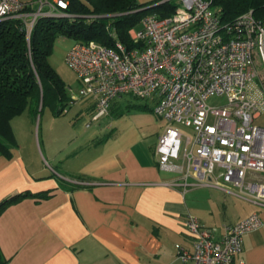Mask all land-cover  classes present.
Returning a JSON list of instances; mask_svg holds the SVG:
<instances>
[{"label": "built area", "instance_id": "obj_1", "mask_svg": "<svg viewBox=\"0 0 264 264\" xmlns=\"http://www.w3.org/2000/svg\"><path fill=\"white\" fill-rule=\"evenodd\" d=\"M70 1L0 0V22L20 21L30 41L42 18L72 17ZM176 2L171 16L147 15L130 31L132 48L117 32L112 47L76 42L66 57L79 82L71 103L93 99V122L125 96L150 104L168 124L156 148L162 170L183 174L184 190L217 189L264 208V17L250 11L225 25L213 0ZM213 98L226 102L212 107ZM179 126L193 136L184 140ZM185 226L194 249L177 245L184 263L236 264L245 237L264 219L256 212L228 225L219 240L194 216Z\"/></svg>", "mask_w": 264, "mask_h": 264}, {"label": "crops", "instance_id": "obj_2", "mask_svg": "<svg viewBox=\"0 0 264 264\" xmlns=\"http://www.w3.org/2000/svg\"><path fill=\"white\" fill-rule=\"evenodd\" d=\"M81 101L92 116L95 101ZM129 104L115 103L95 136L59 151L47 139L35 140L29 113L13 119L19 146L11 158L0 153V203L21 193L48 197H28L1 213L7 264H186L177 249H194L186 216L198 218L217 240L226 226L256 212L264 219V208L250 200L222 191L220 197L207 187L184 190L183 174L162 170L156 155L168 124L150 104L149 111H126ZM20 117L27 118L19 136L14 121ZM41 156L61 169L57 177ZM236 264H264V226L245 237Z\"/></svg>", "mask_w": 264, "mask_h": 264}, {"label": "trees", "instance_id": "obj_3", "mask_svg": "<svg viewBox=\"0 0 264 264\" xmlns=\"http://www.w3.org/2000/svg\"><path fill=\"white\" fill-rule=\"evenodd\" d=\"M212 6L225 25L253 11L264 17V0H213ZM177 8L176 0H71L67 11L72 17L42 18L31 40L21 30V22H0V153L8 158L19 146L12 121L24 113L33 118L49 108L56 116L64 114L71 104L68 87L50 63L55 43L61 37L75 42H98L114 45L112 32L121 42L134 47L130 31L139 26L152 9L161 18L171 16ZM152 110L149 104L131 103L126 111ZM47 198L48 193H21L0 203V215L9 206L28 197ZM0 264H7L0 248Z\"/></svg>", "mask_w": 264, "mask_h": 264}, {"label": "rangeland", "instance_id": "obj_4", "mask_svg": "<svg viewBox=\"0 0 264 264\" xmlns=\"http://www.w3.org/2000/svg\"><path fill=\"white\" fill-rule=\"evenodd\" d=\"M140 1L144 3L150 0ZM148 14L157 15L158 9H152ZM140 24L136 27L137 29L140 28ZM75 43L76 42L74 40L66 37L59 38L55 43L54 52L50 58L52 67L65 81L71 98L73 96H78L79 82L75 73L69 68L66 62V57L69 50ZM81 100L82 99H79L76 102L69 104L64 114L61 116H56L49 108H45L42 114L36 119L31 116L33 120V133L35 140L42 141V139H47L50 141L53 149H58L59 151L63 145L64 148H67L69 144L77 139L89 140L95 136L96 133L101 130L100 121L103 122L105 118L101 119L99 122H93L92 116L84 110L85 105ZM125 101H132L135 104H144V101L133 99L130 96H125ZM225 102L226 99L224 98H213L209 101V105L212 107H218L225 104ZM25 118L27 117H20L14 121V125L15 128L17 126V133L19 136L22 135V130L19 128H22L23 123H25ZM88 124H90L89 127L87 126ZM260 124L264 126V117L260 120ZM179 127L185 136L184 140L187 136H193L191 129L183 126ZM21 137L27 138V136L24 135ZM104 137L105 136L102 135L101 139ZM72 145L74 146V143ZM70 147L71 146H69V148ZM41 157L47 173L57 177L58 173L56 170L61 169L58 166L48 163L44 156ZM214 192L220 197H223L221 191L216 190Z\"/></svg>", "mask_w": 264, "mask_h": 264}]
</instances>
